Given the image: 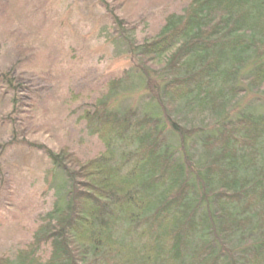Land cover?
<instances>
[{
  "label": "trees",
  "instance_id": "1",
  "mask_svg": "<svg viewBox=\"0 0 264 264\" xmlns=\"http://www.w3.org/2000/svg\"><path fill=\"white\" fill-rule=\"evenodd\" d=\"M114 37L136 65L84 113L103 152L46 150L55 201L0 264H264V107L239 108L264 102V0H189L140 45Z\"/></svg>",
  "mask_w": 264,
  "mask_h": 264
},
{
  "label": "rangeland",
  "instance_id": "2",
  "mask_svg": "<svg viewBox=\"0 0 264 264\" xmlns=\"http://www.w3.org/2000/svg\"><path fill=\"white\" fill-rule=\"evenodd\" d=\"M102 2L0 0V75L8 78L0 81V256L30 244L52 208L46 150L68 149L83 161L103 152L83 116L106 94L109 80L136 65L113 44L125 42L116 33L125 28L140 45L189 0ZM126 85L119 104L138 108L139 92ZM261 105L251 94L239 108Z\"/></svg>",
  "mask_w": 264,
  "mask_h": 264
}]
</instances>
